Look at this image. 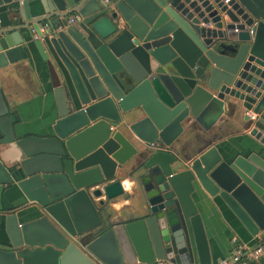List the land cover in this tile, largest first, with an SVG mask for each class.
Returning a JSON list of instances; mask_svg holds the SVG:
<instances>
[{"label":"water","instance_id":"1","mask_svg":"<svg viewBox=\"0 0 264 264\" xmlns=\"http://www.w3.org/2000/svg\"><path fill=\"white\" fill-rule=\"evenodd\" d=\"M35 58L46 135L0 92V264H210L192 195L264 236L261 152L170 151L237 111L264 128V0H0V71ZM120 176L135 201L115 217Z\"/></svg>","mask_w":264,"mask_h":264},{"label":"crops","instance_id":"2","mask_svg":"<svg viewBox=\"0 0 264 264\" xmlns=\"http://www.w3.org/2000/svg\"><path fill=\"white\" fill-rule=\"evenodd\" d=\"M0 92L9 112L17 119L16 127L22 134L43 136L48 133V127L53 120V100L46 70L40 60L35 58L33 62H19L0 71ZM245 116L249 118L254 115L247 112ZM261 117L264 119V109ZM252 127L264 134L263 127L254 121L244 122L241 111H237L231 118L221 117L207 132H203L198 126L182 132L170 151L176 156L190 158L214 146L222 154L225 151L234 154L254 151L261 152L264 158V148L248 134ZM119 182L123 197L111 206L115 217L121 212L126 215L133 214L135 201L132 179L120 176ZM6 200L2 198L6 209L15 208L19 204L13 199H9L10 202ZM191 200L200 218L210 264L228 255L230 239L233 237L249 247L264 240L261 233L255 237L250 236L223 205L214 204L206 196L201 200L192 195ZM254 264H264V255Z\"/></svg>","mask_w":264,"mask_h":264},{"label":"built area","instance_id":"3","mask_svg":"<svg viewBox=\"0 0 264 264\" xmlns=\"http://www.w3.org/2000/svg\"><path fill=\"white\" fill-rule=\"evenodd\" d=\"M113 0H102L104 4L110 3ZM77 19L76 15L68 17L67 23L72 24ZM33 34V33H32ZM33 39H36L33 34ZM253 119L252 116L249 117ZM150 148H156V144H149ZM264 255V240L260 241L253 247H249L240 242L237 238L230 239V250L228 255L213 264H254ZM156 264H167L166 262H158Z\"/></svg>","mask_w":264,"mask_h":264}]
</instances>
